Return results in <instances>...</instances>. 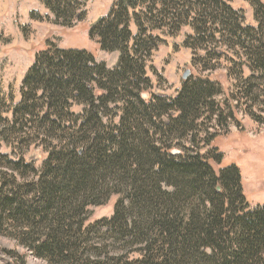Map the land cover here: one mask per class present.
Listing matches in <instances>:
<instances>
[{
	"label": "trees",
	"instance_id": "16d2710c",
	"mask_svg": "<svg viewBox=\"0 0 264 264\" xmlns=\"http://www.w3.org/2000/svg\"><path fill=\"white\" fill-rule=\"evenodd\" d=\"M41 1L56 24L83 20L78 0ZM230 2L118 0L89 31L103 51L119 52L113 69L86 49L54 43L36 56L13 118L0 109V137L26 149L38 139L61 148L37 178L32 164L5 160L0 233L49 264H264V205L249 204L239 167L212 166L222 153L187 145L213 121L207 113L221 85L191 75L168 100L151 93L147 76L166 43L161 33L177 36L189 25L186 47H244L264 80L262 38ZM113 196L112 216L85 226L89 208Z\"/></svg>",
	"mask_w": 264,
	"mask_h": 264
},
{
	"label": "rangeland",
	"instance_id": "374dc122",
	"mask_svg": "<svg viewBox=\"0 0 264 264\" xmlns=\"http://www.w3.org/2000/svg\"><path fill=\"white\" fill-rule=\"evenodd\" d=\"M78 1L82 4L83 20L76 21L72 27H64L53 22V15L41 0H0V109L4 118H13V111L22 99L24 77L36 56L49 43L62 48L86 49L109 69L117 65L119 52L103 51L90 38L89 31L94 23L108 15L118 0ZM230 3L241 12V25L255 28L264 46V0L257 4L252 0H231ZM257 8L261 10L257 12ZM215 27L220 33L216 32L215 37H223L222 27ZM132 29L135 31L134 24ZM192 33L193 28L189 25L182 27L177 36L161 33L166 43L160 45L147 62L151 93H162L168 100L174 99L182 88L183 74L187 69L191 70L193 79L208 77L220 84L222 94L216 98L217 107L205 115L213 116V121H205V125L199 126L203 132H199L196 140L187 145L201 148L202 154L212 150L222 153V164L218 166L211 162L212 166L216 170L228 165L239 167L249 204L252 207L264 205V80L258 78L261 72L253 66L244 47L215 43L198 51L186 47L184 40ZM218 49H221L220 53H217ZM73 110L82 113V107L75 106ZM206 128L209 130L204 133ZM206 134L214 135L208 146L201 141ZM55 147V151L61 148L56 140L50 144L38 139L26 149L0 137V172L7 170L6 159H22L24 163L32 164L34 174L29 175L37 178ZM3 182L0 175V188ZM116 201L117 196H113L106 204L89 208L85 226L109 219ZM0 264L49 263L0 233Z\"/></svg>",
	"mask_w": 264,
	"mask_h": 264
},
{
	"label": "water",
	"instance_id": "95a60500",
	"mask_svg": "<svg viewBox=\"0 0 264 264\" xmlns=\"http://www.w3.org/2000/svg\"><path fill=\"white\" fill-rule=\"evenodd\" d=\"M192 75V72L190 69H187L183 74V80H188L190 76Z\"/></svg>",
	"mask_w": 264,
	"mask_h": 264
}]
</instances>
